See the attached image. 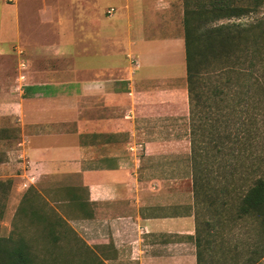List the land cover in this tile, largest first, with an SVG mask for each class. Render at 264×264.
Returning <instances> with one entry per match:
<instances>
[{
  "label": "crops",
  "instance_id": "0c3cea01",
  "mask_svg": "<svg viewBox=\"0 0 264 264\" xmlns=\"http://www.w3.org/2000/svg\"><path fill=\"white\" fill-rule=\"evenodd\" d=\"M183 10V0H0V144L21 165L8 180L79 185L83 220L131 264H164L151 234L195 235L193 206H145V116L188 114Z\"/></svg>",
  "mask_w": 264,
  "mask_h": 264
},
{
  "label": "rangeland",
  "instance_id": "374dc122",
  "mask_svg": "<svg viewBox=\"0 0 264 264\" xmlns=\"http://www.w3.org/2000/svg\"><path fill=\"white\" fill-rule=\"evenodd\" d=\"M263 16L264 4L259 7L257 12L236 21L252 22ZM225 21L229 20L220 19L215 23ZM259 57L261 55L254 58L255 65L249 66V62H243V59H241L240 65H237L240 68L241 64L248 66L247 69H242L244 79L241 81L245 90L247 89L246 92L252 95L254 101L248 109L240 105V102L248 97H240V95L230 97L229 102L234 104L230 109L227 106H222L224 103L222 101L219 103V98L223 97L225 92L223 90V93L218 91L220 95L210 99H205L206 92L199 102L196 101L193 116L189 117V111L187 115H182L180 106L178 113L167 112L166 114L145 116V150H147L145 151V206L148 202H154L155 206L159 208V213L178 212L181 215H185L189 207L193 206L194 216L198 211L202 224L203 242L202 240L201 242L203 256H205L204 264H246V257L254 250L252 244L256 239V231L254 229L255 222L249 216L229 220L227 218L223 220V217L217 219L216 214L220 207L217 208V213L212 209L204 210L201 207L203 197L198 199L193 197L191 190L193 161H190L193 134L191 132L198 129V133L194 137V140L197 141L194 143L197 146L198 176L202 174L207 176L211 184L217 183L216 180L223 182L225 177L232 178L234 186L232 188H235V192L247 188L253 178L264 177V83L261 82V89L250 87L252 77L261 79L264 77V58L260 61ZM214 65L219 64L215 63ZM211 66L212 63L207 65L209 68ZM206 70L201 69L199 73L207 82L211 75L206 74ZM228 76L227 73H222L220 77L216 76L219 85L223 86ZM181 82L186 84L182 80L178 84L180 85ZM198 83L200 84V79ZM165 85L172 84L167 82ZM202 102H206V104ZM207 104H218L220 105L219 109H222V106L224 108L221 112L222 116L212 112L215 111L214 106L208 107ZM205 120L208 121V124L210 120L219 122L222 131H225L228 136L224 137V134L220 133L208 137L210 126L208 124L201 125ZM203 126L204 129H201ZM200 130L204 133L201 134ZM16 132L17 130L13 131L11 128L8 134L14 137ZM215 143H220V145L217 144L220 149H217ZM11 147L14 146L8 147L0 144V161L7 158L9 162V168L3 170L6 175H0L1 236H8L14 229L19 220L17 210L22 196L32 188L37 194L34 197L38 199L36 203L47 204L48 208L64 216L69 226L87 245L94 248L105 264H131L126 258L117 256L113 243L106 242V234L92 232L94 227L87 225L83 220L89 215V208L83 201L85 191L79 185L70 187L66 178L40 177L30 185L27 182L26 187H23V179L14 176H12L11 185L8 180L11 176L8 174L19 173L21 170V165L17 164L15 160L17 159L16 153L8 155L5 153V150ZM10 157L11 159H9ZM1 166L6 165H0V174L2 173ZM229 190L227 192L233 196L235 193ZM151 193H157L153 200L149 199ZM73 198H76V201L79 200L78 198H82L78 202L82 201L84 206L73 202L75 201ZM224 198L227 199V195ZM228 213L225 208L222 216L225 214L227 216ZM31 231L29 229V232ZM155 239L162 246L158 255L167 258L163 262L164 264H188L191 258L195 259V245L193 241L185 242L184 235L151 234L149 240ZM33 245L34 252L41 255L40 244L35 242ZM261 261L264 263V256ZM193 264H195V260Z\"/></svg>",
  "mask_w": 264,
  "mask_h": 264
},
{
  "label": "trees",
  "instance_id": "16d2710c",
  "mask_svg": "<svg viewBox=\"0 0 264 264\" xmlns=\"http://www.w3.org/2000/svg\"><path fill=\"white\" fill-rule=\"evenodd\" d=\"M263 4L264 0H183L182 23L189 117L195 113L196 101L199 102L206 92L205 99H210L220 95L218 91L223 93L224 90L219 103L222 101L224 103L222 106H227L228 109L234 106L229 102L230 97H238V95L248 97L240 102L243 107L248 109L253 104L252 95L246 92L247 89L245 90L241 82L244 79L242 69L245 70L248 66L241 64L240 68L237 65H240L241 59L243 62L248 61L250 66L255 65L254 58L257 56L261 55L260 61L264 58V16L246 23L236 20L257 12ZM220 19L229 21L215 23ZM208 62L212 63L210 68L207 67L210 65L207 64ZM215 63L219 65H214ZM199 69H207L205 73L211 75L207 82L199 73ZM222 73L229 74L223 86L219 85L218 79L216 80V76L220 77ZM260 79L252 77L250 87L261 89L260 84L262 81L264 83V77ZM202 103L206 104V102ZM207 106H214L215 111L212 112L222 116L221 112L224 110L222 106V109H219L218 104H207ZM204 124H208V121L201 123ZM208 125L211 128L208 137L220 133L224 134V137L228 136L222 131L219 122L210 120ZM201 129H204V126ZM197 131L198 129H195L191 132L193 134L190 154V161H193L191 185L193 197L195 199L203 197L201 207L204 210L212 209L217 213V208L220 207L216 214L217 219L221 217L223 220L239 219L242 216L252 218L255 222L256 239L252 244L254 250L246 257L245 263L264 264L261 261L264 256V177L253 178L247 188L235 192V188H232L234 187L232 178L225 177L223 182L216 180L217 183L211 184L207 176L203 174L198 176L197 146L194 143ZM217 144L220 143H215L217 149H220ZM229 187L232 190H229ZM228 190L235 194L232 196L227 192ZM225 195L227 199L224 198ZM36 196L32 188L22 196L17 210L19 220L14 229L6 237L0 235V264H105L94 248L87 245L69 226L64 216L48 208L47 204L36 203L38 200L34 198ZM73 200L71 199L76 204L80 203V206H84L82 201L78 202L76 198ZM225 208L229 213L227 216L226 214L222 216ZM199 215L198 211L195 212L193 242L196 264H204L202 224ZM29 229L32 231L29 232ZM35 242L41 246V255L34 252Z\"/></svg>",
  "mask_w": 264,
  "mask_h": 264
},
{
  "label": "built area",
  "instance_id": "2783aa9c",
  "mask_svg": "<svg viewBox=\"0 0 264 264\" xmlns=\"http://www.w3.org/2000/svg\"><path fill=\"white\" fill-rule=\"evenodd\" d=\"M113 10H114V9H113L112 7H110V8L107 9V13L110 14V13L113 12ZM22 185H23V187H26L27 183L23 182Z\"/></svg>",
  "mask_w": 264,
  "mask_h": 264
}]
</instances>
